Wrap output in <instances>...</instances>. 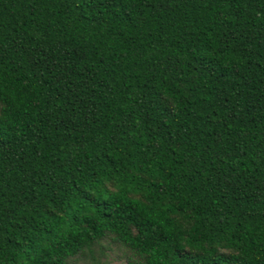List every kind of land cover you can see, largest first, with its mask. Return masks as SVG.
Listing matches in <instances>:
<instances>
[{
    "label": "trees",
    "instance_id": "16d2710c",
    "mask_svg": "<svg viewBox=\"0 0 264 264\" xmlns=\"http://www.w3.org/2000/svg\"><path fill=\"white\" fill-rule=\"evenodd\" d=\"M107 245L264 264V0H0V264Z\"/></svg>",
    "mask_w": 264,
    "mask_h": 264
},
{
    "label": "rangeland",
    "instance_id": "374dc122",
    "mask_svg": "<svg viewBox=\"0 0 264 264\" xmlns=\"http://www.w3.org/2000/svg\"><path fill=\"white\" fill-rule=\"evenodd\" d=\"M100 258L105 264H128L127 254H125L124 250L115 245H107V248ZM84 264L89 263L84 260Z\"/></svg>",
    "mask_w": 264,
    "mask_h": 264
}]
</instances>
